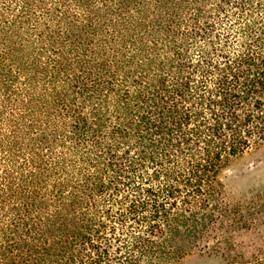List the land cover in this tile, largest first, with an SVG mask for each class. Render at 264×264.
<instances>
[{
	"label": "trees",
	"instance_id": "trees-1",
	"mask_svg": "<svg viewBox=\"0 0 264 264\" xmlns=\"http://www.w3.org/2000/svg\"><path fill=\"white\" fill-rule=\"evenodd\" d=\"M261 145L264 0H0V264H264L218 177Z\"/></svg>",
	"mask_w": 264,
	"mask_h": 264
},
{
	"label": "rangeland",
	"instance_id": "rangeland-1",
	"mask_svg": "<svg viewBox=\"0 0 264 264\" xmlns=\"http://www.w3.org/2000/svg\"><path fill=\"white\" fill-rule=\"evenodd\" d=\"M220 201L225 216L235 221L233 226L244 225L243 220H253L256 203H264V145L250 148L229 158L219 173ZM253 212V213H252ZM262 216V215H261ZM248 224V221L246 222ZM236 233L240 241L237 249L252 253L264 248V224L243 233ZM184 264H217L218 259L203 252L193 251L185 256Z\"/></svg>",
	"mask_w": 264,
	"mask_h": 264
}]
</instances>
